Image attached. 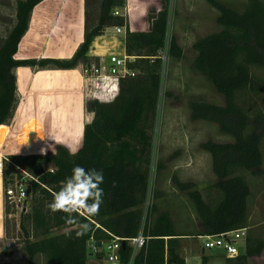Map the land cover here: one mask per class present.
Wrapping results in <instances>:
<instances>
[{"label":"trees","instance_id":"16d2710c","mask_svg":"<svg viewBox=\"0 0 264 264\" xmlns=\"http://www.w3.org/2000/svg\"><path fill=\"white\" fill-rule=\"evenodd\" d=\"M59 0H18L13 27L0 46V129L13 116L16 106V76L20 66L56 67L72 69L88 65L97 58L89 55L93 39L113 26H127L125 47L130 55L138 56L131 64L135 76L122 80L118 96L110 102L89 100L86 109L94 113L84 126L82 147L76 156L65 147L52 156L32 154L21 157L19 164L37 180L28 188L29 210L21 213V228L25 234L26 264H88L87 242L111 236L132 237L141 227L143 204L150 180L153 157V130L159 106L162 60L158 57L168 34L171 0H138V21L134 27L128 18L114 15L117 7L127 0H100V15L92 29L85 32L84 41L70 58L19 57L22 40L29 29L32 14L37 8L56 11ZM157 1V2H156ZM218 10L216 18L221 28L199 37L194 43L196 56L192 67L208 78L216 91L224 96V104L201 99L190 101L191 117L219 125L220 130L233 137L232 141L206 140L203 150L210 153L212 169L217 181L208 185L204 193L194 181L174 177L175 186L189 196L203 222L201 234H218L248 228L245 252L226 257V264H249V259L264 253V237L253 234L249 224L248 198L250 184L243 170H259L264 162V112L251 119L246 106V93L264 91L252 67L264 69V0H246L240 11L221 0H207ZM169 54L182 58L183 48L175 36L170 38ZM261 82V83H260ZM54 166L55 172L44 170ZM75 165L102 170L103 202L99 214L91 221L72 214V223L64 212H52L48 204L53 191H59ZM155 213V215H154ZM91 223L90 230L78 236L80 225ZM69 228L52 234L54 229ZM150 236L134 264H186L180 252V239L172 215L160 211L153 204L152 218L147 224ZM123 259L130 256V248L122 246ZM210 257L203 255L201 264Z\"/></svg>","mask_w":264,"mask_h":264},{"label":"rangeland","instance_id":"374dc122","mask_svg":"<svg viewBox=\"0 0 264 264\" xmlns=\"http://www.w3.org/2000/svg\"><path fill=\"white\" fill-rule=\"evenodd\" d=\"M17 1L0 0V46L15 23ZM221 1L241 11L246 0ZM127 2L133 9L130 23L136 18L137 0ZM99 5L100 0H69L68 9L60 23V28L67 33L58 38L59 46L62 44L64 48L65 56L61 58L70 59L79 49L84 41L85 32L92 29L98 21ZM218 13L207 0H171L169 8L167 39L175 36L184 50V55L182 58L170 56L161 74L159 106L152 134L153 157L149 190L152 196L154 195L153 203L158 205L160 211H168L175 217L176 230L184 234V237L185 234L190 236L180 239V251L184 256L192 245L199 249V243H193V240L197 237L196 233L200 227L193 202L186 192L179 190L174 184V176H179L180 172L182 174L183 168L187 166L186 162L178 163V158L184 160L192 157L195 163H189L191 168L195 166L201 168L198 173L193 170L188 175L190 179L187 180H197V183L202 182V185L209 184L213 181L211 178H214L212 158L210 153L201 148V142L233 140L232 136L220 130L217 123L194 120L190 109V101L193 99L217 104H224L225 101L224 96L216 91L212 82L192 67L196 56L193 43L199 37L221 28L216 21ZM71 20L73 21L69 25L67 22ZM45 22L43 12L39 10L33 12L29 32L21 49L28 50L33 55L41 53L39 48L43 44L42 32L45 30ZM104 34L107 36L101 37ZM102 35L93 39L94 46L91 47L93 51L106 53L122 40V37L116 36L112 29L106 28ZM41 55L42 53L39 56ZM60 69L39 66H20L14 69L16 106L13 116L0 129V264L27 263V256L23 250L26 238L20 225L22 209L14 207L5 195V188L16 178L22 179L26 184L32 182L18 160L32 154L54 155L50 149L46 154L41 151L53 142L47 138L50 132H55L69 142L77 141L81 132L79 129L82 125L77 121L81 113L77 111L76 106L72 105L73 108L69 111L57 107L60 101L57 94L62 92L60 82L58 83L63 74ZM49 72H53L54 76L45 77L44 74ZM252 72L260 81L264 79L263 68L253 66ZM82 77L84 78L83 74ZM86 86L87 83L84 81L81 88L86 96L82 99L85 107L87 102L92 100L86 93ZM243 99H246L251 119L257 113L264 112V91H250ZM56 147L58 152L63 146ZM261 147L264 156V137ZM242 172L251 188L248 198L249 224L252 225L250 231L264 237V162L259 170ZM30 204L31 201L26 203L27 209H24V212L29 210ZM68 229H54L51 233H61ZM244 240H238L241 251L245 250ZM206 252L210 257L209 264H226L227 255L221 248H207ZM250 259L249 264H264V253ZM43 262L44 259L40 258L38 264ZM88 264H97L95 258L89 256ZM188 264H195V261L192 260Z\"/></svg>","mask_w":264,"mask_h":264},{"label":"built area","instance_id":"2783aa9c","mask_svg":"<svg viewBox=\"0 0 264 264\" xmlns=\"http://www.w3.org/2000/svg\"><path fill=\"white\" fill-rule=\"evenodd\" d=\"M113 13L114 15L125 16L129 21L128 2L123 7L115 8ZM113 29L116 36L123 35L122 40L112 48H109L106 53L96 52L90 48L89 55L97 58V60L88 65H81V72L84 75V81L87 83V95L91 96L92 99L104 102L113 101L119 94L122 80L135 76L137 73V69L132 67L131 64L138 56L128 54L125 47L127 26H113ZM169 50L170 40L166 39L164 46L158 54L163 64L162 72L170 57ZM43 167L45 171H48L49 167L54 169V166L47 167L44 165ZM25 173L31 179L37 180L30 173L26 171ZM30 185L31 183L26 184L22 179L16 178L5 188V195L14 207L21 208L22 210L27 209L26 203H28V188ZM21 193H23L22 196ZM153 201L154 195L152 196L148 188L147 196L143 204L141 227L136 235L132 237L117 236L107 229H104L111 237L103 240L97 239L92 235L87 242L89 256L94 257L97 264H134L138 253L147 246L150 238L146 233V227L152 218ZM247 229L239 228L218 234L203 235L204 246L206 249L221 248L223 253L228 257H235L241 253L238 240L246 238ZM122 246H128L130 248L131 253L127 260L123 259L124 257L121 252ZM165 264H169L167 260Z\"/></svg>","mask_w":264,"mask_h":264},{"label":"crops","instance_id":"0c3cea01","mask_svg":"<svg viewBox=\"0 0 264 264\" xmlns=\"http://www.w3.org/2000/svg\"><path fill=\"white\" fill-rule=\"evenodd\" d=\"M63 2H64V4H63ZM56 4H57V6H56L55 12L53 11L52 8H47V7L35 9V11L39 10V11L43 12L44 17L46 19L45 28H44L45 30L42 32L43 44H42L41 48H39V51L42 53V55L39 56L41 53L40 54L37 53L38 55L37 54L33 55L30 52H28V50L24 51L23 49H21L19 54H18L19 57H43V56L63 57V56H65L63 53V49H64L63 45L61 44V46H59L58 38L62 34H67L63 29L60 28V23H61L62 19L64 18L66 11L68 9L69 0H59V1H57ZM128 5H129V19H130L132 12H133V9L131 7V4L128 3ZM137 9H138V2H137V8H136V16H135L136 18L132 22H130L136 28L140 27L139 25H142L141 23L139 24V21L137 20L139 17ZM72 21L73 20H71L67 23L70 25V23ZM72 25H74V22ZM72 27H74V26H72ZM109 29H112V31H114L113 27L107 28V30H109ZM28 32L29 31H27L26 34ZM26 34L23 37V40L21 43L22 46H23V42H24V38H25ZM103 36H107V35L104 34L101 37H103ZM117 36H121L123 38V35H117ZM42 41H41V43H42ZM41 43H40V45H41ZM93 44H94V42H93ZM92 45H91V47L94 46V45L93 46ZM60 71H62L63 74L60 76L61 78L58 81V83L60 82L62 92L61 93L58 92V94H57V96L60 99V101L57 103V104H59V105H57V107L60 110L69 111L73 108L72 105H74V106H76L77 111H79L81 113V115H79V119L77 120V121H79L78 122L79 125H82V126H80L81 128L79 129V130H81V132H79L80 134L77 138V141H79V140H81V138H83V132H84L85 124L91 122L94 118V113L86 110V107H85L83 100H82L83 97H86V96H85V93L83 92V88H81L82 84L84 82V78L82 77V74H81L82 73L81 72V65H79L78 67L73 68V69H60ZM44 75H45V77H50V76H54V73L49 72V73H45ZM180 162H182V163L186 162L187 166H185L183 168L182 174L180 172L179 176L175 175L174 177H177L181 181H192V180H187V179H190V178H188V175H190L193 170L197 173L200 172L201 168L196 167V166H195V168H191L192 166H190L189 163H191V164L195 163V160L192 157H190L189 159L186 158L184 160L179 157L178 163H180ZM211 165H212V162H211ZM211 180H213V181H211V183H209V184L205 183L204 185L201 184L202 182L197 183V180L194 182H196L197 187L204 193V190L208 185L213 184L218 180L217 176L214 174V178H211ZM172 219H173V221H175V217L173 215H172ZM198 226L200 228H199V231L196 233L197 237H195V239L193 240V243H196V244L199 243L200 251H199V249H196V247H193V245L191 246V248L192 247L193 248L192 249L190 248V250H188L186 252L185 256L180 251L181 254L186 259V264H188V262H191L192 260L195 261V264H201L203 255L204 254L209 255L206 252V248H205L204 243H203L202 236L206 235V234H201V232H203V230H204V225H203V222L200 220V218L198 221ZM251 226L252 225H250V227ZM178 233H180V232H178ZM187 237H190V236H186V234H185V237H184V235L182 236V238H187ZM243 252H245V250L241 251V253H243ZM254 257H257V256H254ZM254 257H251V258H254ZM250 260H252V259H250ZM209 262H210V259H209Z\"/></svg>","mask_w":264,"mask_h":264},{"label":"clouds","instance_id":"9594fccd","mask_svg":"<svg viewBox=\"0 0 264 264\" xmlns=\"http://www.w3.org/2000/svg\"><path fill=\"white\" fill-rule=\"evenodd\" d=\"M52 143L42 148V153L46 154L50 149L54 154L57 152V145L65 147L71 156H76L82 147V138L79 141L69 142L61 138L55 132H50L47 136ZM49 172L55 169L48 168ZM104 181L102 170L95 168L86 169L80 165H75L72 174L66 178L59 191L53 192V200L48 204L52 212H64L69 216V223H72V214L84 217L91 221L99 214V208L103 202V189L100 185ZM23 193H21V196ZM91 223L80 225L78 236H82L90 230Z\"/></svg>","mask_w":264,"mask_h":264},{"label":"water","instance_id":"95a60500","mask_svg":"<svg viewBox=\"0 0 264 264\" xmlns=\"http://www.w3.org/2000/svg\"><path fill=\"white\" fill-rule=\"evenodd\" d=\"M99 243H101V242H99Z\"/></svg>","mask_w":264,"mask_h":264}]
</instances>
